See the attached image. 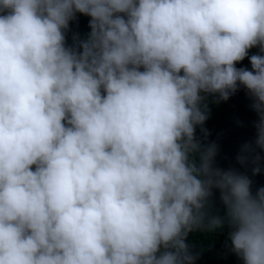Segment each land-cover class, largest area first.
<instances>
[{
  "label": "clouds",
  "instance_id": "9594fccd",
  "mask_svg": "<svg viewBox=\"0 0 264 264\" xmlns=\"http://www.w3.org/2000/svg\"><path fill=\"white\" fill-rule=\"evenodd\" d=\"M241 88L255 136L236 162L256 175L264 0H0V264H195L189 234L225 227L264 264V186L196 137Z\"/></svg>",
  "mask_w": 264,
  "mask_h": 264
},
{
  "label": "trees",
  "instance_id": "16d2710c",
  "mask_svg": "<svg viewBox=\"0 0 264 264\" xmlns=\"http://www.w3.org/2000/svg\"><path fill=\"white\" fill-rule=\"evenodd\" d=\"M88 17L79 15L75 22H70V30L67 33V42L72 43L73 37L87 39L89 33ZM257 48L248 50V55L257 53ZM237 68L246 67L251 70L248 58L236 64ZM250 99L241 88L236 94L230 96L227 101L212 103L209 98V117L203 128L207 130V137L196 129V137L202 143L215 142L218 146L215 157V166L221 169L234 168L248 175L252 181V189L264 186V159L261 161V171L253 175L252 166L242 167L236 162V155L245 142L254 139V122L256 115L250 108ZM264 157V153H261ZM212 211L223 215V206L219 200V192L214 190ZM227 227L223 230L206 234L201 231L190 233L187 242L192 251L197 254L195 264H241L238 258L225 248Z\"/></svg>",
  "mask_w": 264,
  "mask_h": 264
}]
</instances>
